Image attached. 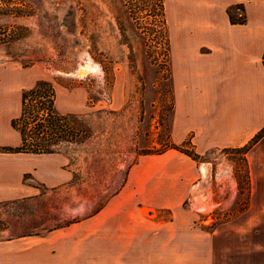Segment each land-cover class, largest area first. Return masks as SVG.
<instances>
[{"label":"rangeland","instance_id":"1","mask_svg":"<svg viewBox=\"0 0 264 264\" xmlns=\"http://www.w3.org/2000/svg\"><path fill=\"white\" fill-rule=\"evenodd\" d=\"M161 1L162 8L160 0H0V66L18 69L1 78L33 79L21 89L49 81L58 110L67 108L61 88L75 91L76 116L66 121L82 131L80 142L58 144L66 156L60 168L69 172L64 184L36 183L38 196L0 203V240L45 234L115 199V208L191 230L194 257L209 264H264V133L258 148L248 151L255 142L243 154L246 167L231 147L197 151L192 131L182 142L170 136L174 86L191 128L201 88L218 83L226 64L239 65L244 37L230 26L239 24L232 20L237 12L234 5L224 14L220 6L208 10L207 0ZM224 55L231 56L227 63ZM83 64L87 73L76 77ZM55 159L18 160L16 167L40 165L41 175L53 176ZM200 180L209 191L204 211L189 195Z\"/></svg>","mask_w":264,"mask_h":264},{"label":"crops","instance_id":"2","mask_svg":"<svg viewBox=\"0 0 264 264\" xmlns=\"http://www.w3.org/2000/svg\"><path fill=\"white\" fill-rule=\"evenodd\" d=\"M260 1L264 7V0ZM258 2L230 0L220 5L215 0L205 2L208 10L220 6L222 14L230 5H238L242 9L243 22L229 24L244 37V43L236 50L240 53L239 65L226 64L218 83L210 81L201 88L198 113L190 116L191 128L183 124L182 116L185 117L187 107L177 100L174 86L171 143L182 142L192 131L197 151L237 148L264 126V19L257 21L253 11ZM206 23L211 24L209 20ZM207 46L215 49L211 43ZM210 57L207 54V58ZM224 58L227 63L231 56L224 55ZM15 70L18 69L14 65L0 66V74ZM32 82L31 78L18 82L0 76V203L38 196L40 188L36 183L52 188L69 179V172L60 168L65 164L66 156L59 151L33 154L1 150L2 147L14 148L19 143L18 132L9 121L19 114L21 87ZM61 90L66 97L67 108L57 109L58 91L54 89L56 112L67 114L78 108L79 103L74 101L75 91L65 87ZM260 144L261 141L256 142L248 151L257 149ZM50 158H56L53 160V176L41 175L44 169L40 165L27 164L19 170L16 167L18 160L26 163L31 159ZM199 169L204 178L205 163ZM22 174H27L32 182H22ZM202 181H198L193 191L189 189V195L196 202L209 192L207 182L203 184ZM120 184L119 181L118 187ZM116 204L115 199L108 200L103 208L45 234L26 236L25 240L21 237L0 240V264H209L207 257H194V248H199L194 246L191 230L179 228L175 220L160 225L147 211L115 208Z\"/></svg>","mask_w":264,"mask_h":264},{"label":"trees","instance_id":"3","mask_svg":"<svg viewBox=\"0 0 264 264\" xmlns=\"http://www.w3.org/2000/svg\"><path fill=\"white\" fill-rule=\"evenodd\" d=\"M162 8V1L159 2ZM234 7H238L235 5ZM240 7V6H239ZM236 22L242 19L234 18ZM54 88L47 80L38 79L34 85L21 89L19 114L10 119V126L18 132L19 143L14 148H1V150L20 153H51L58 151V144L64 142H80L82 140L79 128L67 125V118L75 114H59L54 110ZM264 133V126L258 130L243 146L233 148L242 156ZM186 155H189L183 151ZM193 154H191L192 156ZM244 166L246 162L242 157ZM245 179L247 180L246 169Z\"/></svg>","mask_w":264,"mask_h":264},{"label":"bare ground","instance_id":"4","mask_svg":"<svg viewBox=\"0 0 264 264\" xmlns=\"http://www.w3.org/2000/svg\"><path fill=\"white\" fill-rule=\"evenodd\" d=\"M90 68H91V66H89V69ZM91 69H94V70H96V72H98L97 69H96V66L92 67ZM87 71H88L87 66L86 65L84 66V64H83L82 67H81V71L77 72L75 75H76V77H79L80 75H83V74L87 73ZM197 183H199V182H196L191 187V191H193V189L197 185ZM198 204L196 205L197 210L204 211V210H207L209 208V202L203 201V199H200L198 201Z\"/></svg>","mask_w":264,"mask_h":264},{"label":"built area","instance_id":"5","mask_svg":"<svg viewBox=\"0 0 264 264\" xmlns=\"http://www.w3.org/2000/svg\"><path fill=\"white\" fill-rule=\"evenodd\" d=\"M235 11L237 12L236 13V18L242 19L243 18L242 9L238 6V7H235Z\"/></svg>","mask_w":264,"mask_h":264}]
</instances>
